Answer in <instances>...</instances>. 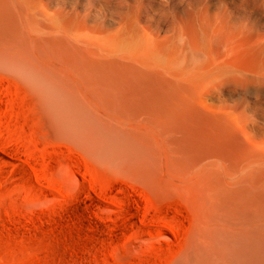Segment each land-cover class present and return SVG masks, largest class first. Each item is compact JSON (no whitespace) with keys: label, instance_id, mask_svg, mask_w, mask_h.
I'll return each mask as SVG.
<instances>
[{"label":"rangeland","instance_id":"374dc122","mask_svg":"<svg viewBox=\"0 0 264 264\" xmlns=\"http://www.w3.org/2000/svg\"><path fill=\"white\" fill-rule=\"evenodd\" d=\"M32 1L59 16L77 7L79 18L110 29L134 18L165 59L185 58L208 35L212 48L197 65L227 82L208 95L207 110L245 119L264 140V0ZM156 163L96 157L56 132L31 89L0 70V264L181 263L206 193L175 173L163 148Z\"/></svg>","mask_w":264,"mask_h":264},{"label":"bare ground","instance_id":"6f19581e","mask_svg":"<svg viewBox=\"0 0 264 264\" xmlns=\"http://www.w3.org/2000/svg\"><path fill=\"white\" fill-rule=\"evenodd\" d=\"M74 11L0 0V70L31 89L56 132L96 157L152 167L163 148L178 176L202 183L205 211L179 264H264V140L245 119L207 110L227 82L197 65L213 39L165 59L138 20L110 29Z\"/></svg>","mask_w":264,"mask_h":264}]
</instances>
